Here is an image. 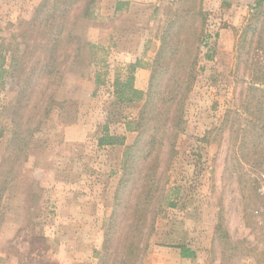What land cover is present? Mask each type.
I'll return each mask as SVG.
<instances>
[{
    "label": "rangeland",
    "instance_id": "rangeland-1",
    "mask_svg": "<svg viewBox=\"0 0 264 264\" xmlns=\"http://www.w3.org/2000/svg\"><path fill=\"white\" fill-rule=\"evenodd\" d=\"M72 1L0 0V264H184L181 246L191 264H264V82L235 48L255 0H95L71 25ZM54 14L76 39L50 63L25 28ZM139 67L157 108L136 130L146 95L117 94Z\"/></svg>",
    "mask_w": 264,
    "mask_h": 264
},
{
    "label": "trees",
    "instance_id": "trees-1",
    "mask_svg": "<svg viewBox=\"0 0 264 264\" xmlns=\"http://www.w3.org/2000/svg\"><path fill=\"white\" fill-rule=\"evenodd\" d=\"M79 0H73L71 4H74ZM95 0H85L83 4L82 11L77 15L74 21H71V25H74L79 19L86 18L92 19L95 17V9H94ZM122 3H118L116 10H120V6ZM65 11H62L60 14L63 16ZM59 19L56 18V15H50L46 17L44 20V24H37V20H33L32 28H25V30L29 33L27 37V46L28 52L31 55H34L37 51H41L45 53L47 56V60L51 63L54 59H56V54H58V50L61 46H63L68 41H75L76 36L73 34L72 27L71 31H67L68 29L64 28V25H60ZM63 24V23H62ZM35 30L36 33H33ZM58 30V31H57ZM236 59L237 65L240 67L243 64L244 68H248L253 70V83L264 82V0H255V4L252 7L249 16L246 18L242 27H240L236 31ZM78 42V40H76ZM79 46L76 48L78 51ZM7 48L3 46L0 47V70L1 73L7 71L5 69L6 65V53ZM12 57L10 59V67L12 68V77L19 76L26 73V66L24 65V61L22 58L18 56L16 52H13ZM66 55V54H64ZM163 57V51L159 53L158 59ZM41 70H38L36 66H34L31 71L28 73V76L25 77L26 86L32 85V90H30V94L35 92V87L37 85L38 78L41 76ZM46 71V70H45ZM47 74H56L54 71H46ZM156 78V72L153 73L151 85L148 91L145 93L142 90L135 88L133 85V77L129 76L126 80L120 81L118 84L121 86L120 92H118L117 96L119 100L125 103H133L134 101L142 100L145 96V102L143 104L140 117L138 120V127H140V122L144 120V114L146 111L150 110L152 107L157 106V101L153 102L156 85H154V79ZM173 94V93H172ZM176 95L168 98L160 99L163 103H174V99ZM157 108V107H156ZM133 123V122H132ZM127 131H134L135 128L131 126V121L127 122ZM18 133V132H17ZM124 136L118 135H103L99 139V145H116L124 143ZM182 248V256L184 257H193L195 256L194 251L186 246H181Z\"/></svg>",
    "mask_w": 264,
    "mask_h": 264
},
{
    "label": "crops",
    "instance_id": "crops-1",
    "mask_svg": "<svg viewBox=\"0 0 264 264\" xmlns=\"http://www.w3.org/2000/svg\"><path fill=\"white\" fill-rule=\"evenodd\" d=\"M149 77H150V71L148 70V68L147 69L144 67L137 68V70L135 71V82H134L135 88L139 90H145L149 84ZM178 249H179L180 259L182 260L184 264H191L194 260L196 261V259H198V256H199L198 250L196 251L190 248L192 251H194L195 256L184 257L182 256V248L179 247Z\"/></svg>",
    "mask_w": 264,
    "mask_h": 264
},
{
    "label": "built area",
    "instance_id": "built-area-1",
    "mask_svg": "<svg viewBox=\"0 0 264 264\" xmlns=\"http://www.w3.org/2000/svg\"><path fill=\"white\" fill-rule=\"evenodd\" d=\"M259 193H260V197H261V200H262V214H263V219H264V186H262L259 190Z\"/></svg>",
    "mask_w": 264,
    "mask_h": 264
}]
</instances>
